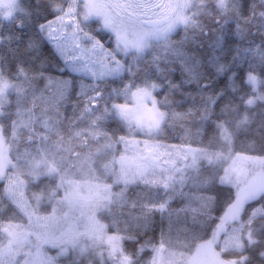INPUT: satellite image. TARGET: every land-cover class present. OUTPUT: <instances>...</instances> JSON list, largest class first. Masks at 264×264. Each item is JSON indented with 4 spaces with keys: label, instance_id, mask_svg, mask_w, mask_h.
<instances>
[{
    "label": "snow or ice",
    "instance_id": "snow-or-ice-1",
    "mask_svg": "<svg viewBox=\"0 0 264 264\" xmlns=\"http://www.w3.org/2000/svg\"><path fill=\"white\" fill-rule=\"evenodd\" d=\"M257 17L264 29V0H0L4 32L0 44L12 53L11 60L0 54L3 198L16 204L18 196L16 174L7 172L5 153L24 141L18 158L25 153L44 158L63 143L65 128L85 142L93 141L90 147L107 156L102 166L113 177L112 184L122 185L115 195L126 203L127 189L137 184L166 189L183 185L188 179L185 170L209 154L166 144V127L179 125L187 136H203L209 124L222 131L216 105L226 90H238L234 85L238 74L255 93L242 95L244 104L264 102V77L259 75L264 71V40L249 41L248 47L240 43L249 34L247 25ZM233 65L236 71H230ZM226 70L227 82L221 85ZM227 108L223 104L220 111L226 115ZM190 124L198 125L195 133ZM220 180V187L234 183L228 170ZM213 183L215 176L205 186ZM257 183L254 191L233 190L222 215L214 217L219 220L217 228L239 216L244 199L264 198V177ZM171 199L161 200L150 211L170 216ZM211 200L214 207L215 195ZM130 207H136L134 200ZM257 215L264 216V203L235 229L237 240L247 230V244L237 245L239 255L228 264H264V240L251 231ZM0 232L5 233L0 239V264H17L16 257L31 240L2 225ZM43 242L37 236V248ZM71 243L75 246V241ZM30 254L29 249L26 257ZM21 264L37 262L26 258ZM38 264L56 261L49 258Z\"/></svg>",
    "mask_w": 264,
    "mask_h": 264
},
{
    "label": "trees",
    "instance_id": "trees-1",
    "mask_svg": "<svg viewBox=\"0 0 264 264\" xmlns=\"http://www.w3.org/2000/svg\"><path fill=\"white\" fill-rule=\"evenodd\" d=\"M228 2L232 3L233 0H228ZM35 6L37 5L33 4V7ZM202 19L205 24L209 23L207 18L202 17ZM247 27L249 34L245 40L240 41L242 47H248L249 41L260 43L264 40V29L261 28L258 17L254 18ZM3 34L4 32L0 31V35ZM176 37L178 38V35ZM19 43L23 46L24 42L21 40ZM0 54L11 60L12 53L8 52L6 45L0 44ZM230 56L231 52L224 56L225 63L229 61ZM244 66L247 69V62ZM230 71H236L234 65ZM228 74L229 70H226L220 81L221 85L227 82ZM259 75L264 77V71H259ZM234 85L238 90L235 93L226 90L225 95L216 105L217 118L223 124L222 131L214 130L209 124L204 130L203 136L195 134L187 136L179 125L174 129L166 127L164 139L166 142L203 149L209 154L208 157L200 159L195 168L187 171L188 179L183 185L175 184L174 188L164 190V187L158 185L149 187L137 184L127 189L125 195L128 203H126L115 195L120 191L122 185L114 184L110 190V203L104 204L97 210L96 215L104 224L106 231L121 235L120 249L122 255L127 258V264H150L159 246L164 254H179L184 263L185 258L194 252L196 246L210 237L218 222V219H214V217L219 218L222 215L221 208L232 196L234 190L233 186H218L226 160L211 161L212 155L229 153L264 157V102L257 101L252 107L244 104L241 96L247 97L250 94L255 95V93L251 92L250 84L246 86L243 83L240 74L236 76ZM223 104L228 105L226 115L220 111ZM245 114L247 121H244ZM8 119L9 117L4 118L5 125H7ZM188 127L192 128L195 133L198 125L190 124ZM8 131L6 126L5 134ZM91 144L93 141L85 142L83 138H78L65 128L63 143L50 149L44 158L30 153H25L22 158H18V153L22 152L26 145L24 141L20 142L19 147L13 145L8 151L11 161L19 167L21 165L25 172L29 170L27 173L20 171L19 174L22 178L20 179L25 182L23 193L31 199L33 198L32 191L47 190L54 183H61L65 177L75 180L85 179L86 176H90L92 180L100 178L97 172L100 171L101 174L105 171L102 161L106 160L107 156L96 153L95 148L90 147ZM95 169L96 171H94ZM96 175L97 177H95ZM107 176L112 178L111 175ZM213 176H215L216 183H213L211 187H206L205 185L213 179ZM212 195L216 197L214 207L211 200ZM169 197L172 198L170 200V216L165 213L162 218L159 211H150L152 208L158 207L161 200H168ZM133 200L136 202L135 208L130 207V202ZM262 203H264V198L260 196L247 201L240 221L236 225L248 221L252 209L259 208ZM4 205L7 207L0 211V218H2L0 225L3 226L9 221L11 213H14L11 215V222L26 221L18 206L3 198V193L0 191V207ZM141 205H147V209ZM47 211L49 212L48 209ZM262 229H264V216L257 215L251 223L252 234L264 240V230ZM4 236V233L0 232V239H3ZM241 237L243 244L246 245L247 230L241 232ZM220 254L225 260L239 255L236 248L220 250ZM104 258V261H100L91 253L75 256L70 251L67 255H59L55 261L56 264H122L117 260V256L107 257L104 255Z\"/></svg>",
    "mask_w": 264,
    "mask_h": 264
},
{
    "label": "rangeland",
    "instance_id": "rangeland-1",
    "mask_svg": "<svg viewBox=\"0 0 264 264\" xmlns=\"http://www.w3.org/2000/svg\"><path fill=\"white\" fill-rule=\"evenodd\" d=\"M164 142L171 144L165 140ZM185 148L197 150L188 146H185ZM217 154L219 158H217ZM217 154L212 155L211 161L226 160L221 177L225 175L226 170L230 171L234 181L231 186L236 191L250 192L257 189L259 178L264 177V157L245 154ZM5 157L9 161L6 165L7 172L16 174L18 184L16 205L23 212L26 221L18 222L19 227H17V222H6L3 227L22 234L24 239L31 240V245L25 244L24 250L16 257L17 264H21L26 258L37 262V264L49 258L55 260L59 255H67L70 251L75 256L91 253L100 261L105 260L104 255L107 257L117 256L120 263L125 260V256L122 255L120 249L121 235L108 233L104 224L96 215L100 207L110 203V190L114 186L112 184L113 177L108 178L105 171L101 174L98 171L97 175L99 174L100 178H94L93 180L90 176L78 180L65 177L61 183L56 182L47 190H42V192L32 191L33 198L30 199L23 193L25 182L19 176L20 171H22L21 173H27L29 170L25 172L21 165L19 167L11 161L8 151L5 153ZM189 169L185 170V175ZM34 179L36 180L37 177ZM176 184L181 186L180 183ZM158 186L161 187V185ZM167 189L164 188V190ZM256 197L244 199L239 205V216L228 221L223 228L216 227L219 223L218 220L210 237L199 243L194 252L185 258L184 263L181 261L182 257L179 254H164L159 246L150 264H228L230 260L223 259L220 250L237 249L238 244H243L241 233H239L238 240L234 239L237 235L235 229L240 225H236V223L240 221L245 203ZM32 209H38V212L33 213ZM47 209L49 212H46ZM30 233L32 235H29ZM37 236L44 241L39 244L38 248L36 246ZM71 241H75V246ZM29 249L31 254L26 257V252Z\"/></svg>",
    "mask_w": 264,
    "mask_h": 264
}]
</instances>
